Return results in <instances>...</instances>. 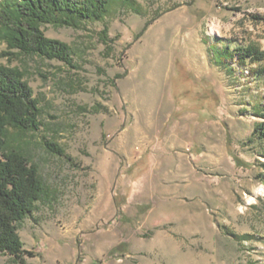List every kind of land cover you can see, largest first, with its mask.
Wrapping results in <instances>:
<instances>
[{
  "label": "rangeland",
  "instance_id": "rangeland-1",
  "mask_svg": "<svg viewBox=\"0 0 264 264\" xmlns=\"http://www.w3.org/2000/svg\"><path fill=\"white\" fill-rule=\"evenodd\" d=\"M258 16L264 0H135L105 21L45 24L77 67L9 61L0 43V63L25 70L44 123L21 137L49 190L20 224L35 252L25 264H264V140L248 142L264 107V73L251 71L264 61L216 63L227 47L264 49ZM161 54L147 105L132 87L148 85Z\"/></svg>",
  "mask_w": 264,
  "mask_h": 264
},
{
  "label": "trees",
  "instance_id": "trees-1",
  "mask_svg": "<svg viewBox=\"0 0 264 264\" xmlns=\"http://www.w3.org/2000/svg\"><path fill=\"white\" fill-rule=\"evenodd\" d=\"M117 1L135 4V0H0V43L6 45L1 54L9 61L26 54L77 67L72 46L49 37L44 25L81 27L85 20L105 21ZM257 19L264 20V17ZM101 38L108 49L116 40V37H109L108 25L101 31ZM233 60L241 66L247 65L248 61H264V49L254 44L232 51L227 47L219 53L216 63L229 67ZM251 72L264 73V68ZM255 115L261 120L255 123L249 143L264 140V107ZM41 116L40 101L25 70L0 63V254L13 255L16 264H25L26 256H35L34 251L24 247L20 224L37 210L38 202L49 197L39 166L30 158L27 142L21 139L44 125ZM44 144L50 151L66 155L65 148L57 141L45 139ZM119 210L121 212L120 206ZM230 234L239 241L250 239L248 233Z\"/></svg>",
  "mask_w": 264,
  "mask_h": 264
},
{
  "label": "bare ground",
  "instance_id": "bare-ground-1",
  "mask_svg": "<svg viewBox=\"0 0 264 264\" xmlns=\"http://www.w3.org/2000/svg\"><path fill=\"white\" fill-rule=\"evenodd\" d=\"M165 55V54H164ZM163 54H161L157 60H156V70H154V74L152 77V80L149 81L148 85L141 83H135L132 87L133 90H136L142 97H144V101L145 104L147 103V105H150L152 103H154L153 101L157 98V93L159 91V87L161 84V78H162V74H163V70L165 67V56ZM132 90V92H133ZM136 93V92H135Z\"/></svg>",
  "mask_w": 264,
  "mask_h": 264
}]
</instances>
